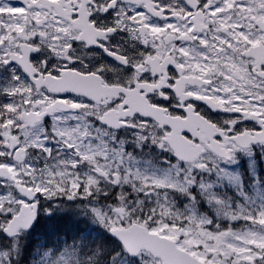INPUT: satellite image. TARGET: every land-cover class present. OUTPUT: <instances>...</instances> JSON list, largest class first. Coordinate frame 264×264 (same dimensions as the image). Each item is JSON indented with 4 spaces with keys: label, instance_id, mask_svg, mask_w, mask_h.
I'll return each mask as SVG.
<instances>
[{
    "label": "snow or ice",
    "instance_id": "obj_1",
    "mask_svg": "<svg viewBox=\"0 0 264 264\" xmlns=\"http://www.w3.org/2000/svg\"><path fill=\"white\" fill-rule=\"evenodd\" d=\"M0 264H264V0H0Z\"/></svg>",
    "mask_w": 264,
    "mask_h": 264
}]
</instances>
